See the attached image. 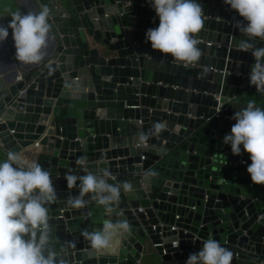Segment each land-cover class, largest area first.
I'll list each match as a JSON object with an SVG mask.
<instances>
[{
	"label": "water",
	"instance_id": "95a60500",
	"mask_svg": "<svg viewBox=\"0 0 264 264\" xmlns=\"http://www.w3.org/2000/svg\"><path fill=\"white\" fill-rule=\"evenodd\" d=\"M197 2L201 57L184 66L146 42L159 25L150 0H30L34 12L49 11L50 46L38 64L11 60L12 72L0 76V160L12 151L50 172L57 198L46 206L48 246L57 264H133L150 246L186 262L207 239L233 253L231 264L264 262V185L251 181L243 146L233 155L223 142L236 111L264 108L247 76L254 57L233 48L248 39L236 27L246 21L224 0ZM16 11L17 0H0V24ZM156 123L164 130L137 148V135ZM105 168L109 183H130L132 192L121 190L111 215L90 195L85 207H70L79 181L68 188L65 177ZM118 220L131 232L116 252H93L83 233Z\"/></svg>",
	"mask_w": 264,
	"mask_h": 264
},
{
	"label": "clouds",
	"instance_id": "9594fccd",
	"mask_svg": "<svg viewBox=\"0 0 264 264\" xmlns=\"http://www.w3.org/2000/svg\"><path fill=\"white\" fill-rule=\"evenodd\" d=\"M235 10L243 22L236 27L246 37L238 50L250 52L254 57L249 73L250 85L264 95V47H258L256 40L264 41V0H224ZM151 7L159 18V25L146 30V42L153 50L170 55L184 66H194L201 57L199 41L195 38L203 26V8L197 0H150ZM11 20L5 26L0 24V42L9 37L14 41L15 57L24 64H38L45 55L50 25L49 11L45 7L39 12L21 14L10 12ZM208 69H205V73ZM231 119L235 123L229 134L223 138L231 146L233 155L243 151L249 154L251 163L247 167L251 181L264 185V108L249 102L236 111ZM165 126L156 123L152 132L139 133L136 147H147L150 135H158ZM85 166V160L77 161ZM154 173L146 172L149 178ZM68 188L77 186L79 195L67 201L72 208L86 206L84 197L104 207L111 215L114 205L119 202L121 190L131 193L133 185L109 183L115 179L108 169L85 175L69 174L65 177ZM56 189L51 174L38 162L28 163L21 156L9 151L6 159L0 160V264H57L56 253L49 248V215L47 205L55 202ZM131 232L126 220L115 223L107 221L102 229L84 232L90 249L95 253L114 254L122 238ZM233 253L214 239L203 242L202 248L189 255L185 264H231Z\"/></svg>",
	"mask_w": 264,
	"mask_h": 264
},
{
	"label": "crops",
	"instance_id": "0c3cea01",
	"mask_svg": "<svg viewBox=\"0 0 264 264\" xmlns=\"http://www.w3.org/2000/svg\"><path fill=\"white\" fill-rule=\"evenodd\" d=\"M17 2H18V4L21 7V11H22L21 14H25V13H28V12H34L32 6H31L30 0H17ZM8 22L3 23V24L6 26ZM197 40L199 42L203 41L201 39H197ZM257 40H259V39H257ZM4 42H5L6 49L10 52V57L8 58L7 52L3 48V43L0 42V76L6 75V74H10L12 72L11 60L18 67L31 65V64H24V63H22V62H20V61H18L16 59L14 41H13L12 36H11V29H9V37H8V39L6 41H4ZM212 42H213L212 44H216L214 42V39H212ZM216 45H218V44H216ZM49 46H50V37H49V40H48L47 48L44 50L45 52L47 51ZM225 48H227V47H225ZM233 48L238 50V47L237 48L233 47ZM241 52H244V51H241ZM161 60H163V59H161ZM163 61L167 62V60H163ZM247 76H249V74ZM174 88H177V87H174ZM214 97L218 98L217 96H214ZM132 108H135V107H132ZM49 118L50 119L52 118L51 113L49 114ZM38 139L35 140V141H38ZM118 159L119 158H116L114 160H118ZM133 264H185V262L182 261V260H177L175 262L166 261L157 253V251L155 249H153L150 246L145 251H142V253L140 255V258L138 260H136ZM261 264H264V262L261 263Z\"/></svg>",
	"mask_w": 264,
	"mask_h": 264
},
{
	"label": "built area",
	"instance_id": "2783aa9c",
	"mask_svg": "<svg viewBox=\"0 0 264 264\" xmlns=\"http://www.w3.org/2000/svg\"><path fill=\"white\" fill-rule=\"evenodd\" d=\"M142 158H143V156H142ZM239 162H240L241 164H245V160L242 159V157L240 158ZM172 228H174V226H173ZM163 252H164V250H163Z\"/></svg>",
	"mask_w": 264,
	"mask_h": 264
}]
</instances>
